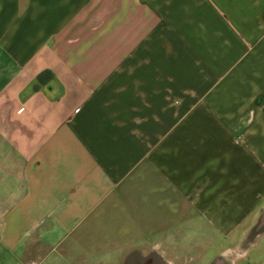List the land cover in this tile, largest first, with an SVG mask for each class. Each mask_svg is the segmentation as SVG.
I'll return each mask as SVG.
<instances>
[{
	"label": "crops",
	"instance_id": "obj_1",
	"mask_svg": "<svg viewBox=\"0 0 264 264\" xmlns=\"http://www.w3.org/2000/svg\"><path fill=\"white\" fill-rule=\"evenodd\" d=\"M0 264H264V0H0Z\"/></svg>",
	"mask_w": 264,
	"mask_h": 264
},
{
	"label": "trees",
	"instance_id": "obj_2",
	"mask_svg": "<svg viewBox=\"0 0 264 264\" xmlns=\"http://www.w3.org/2000/svg\"><path fill=\"white\" fill-rule=\"evenodd\" d=\"M52 78V73L50 71L42 72L38 77V84L42 85L48 82ZM38 87V86H37Z\"/></svg>",
	"mask_w": 264,
	"mask_h": 264
}]
</instances>
